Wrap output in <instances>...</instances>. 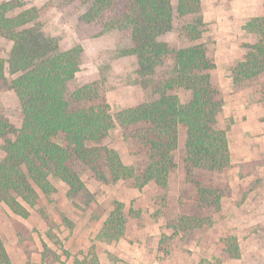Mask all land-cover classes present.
I'll use <instances>...</instances> for the list:
<instances>
[{
  "label": "rangeland",
  "instance_id": "1",
  "mask_svg": "<svg viewBox=\"0 0 264 264\" xmlns=\"http://www.w3.org/2000/svg\"><path fill=\"white\" fill-rule=\"evenodd\" d=\"M5 1L20 3L19 10H35L37 18L26 27L39 43L48 42L47 46L59 50L81 46L80 67L71 88L97 82L113 116L151 99L139 84L136 58L121 54L128 41L116 28L103 30L95 22H85L86 7L78 0H0ZM193 17L202 21L200 42L215 65L210 83L216 92L218 127L226 131L229 165L220 171L193 169L187 180L181 130L173 155L175 168L165 189L153 182L138 189L131 180L111 181L105 168L84 163L77 166L84 185L78 193L48 177L55 192L44 196L36 190L37 204L29 208L27 218L0 202V237L11 264H76L83 258L92 264L93 257L97 264H264V72L250 80L233 74L235 64L260 38L245 26L253 19H264V0H200L197 14L176 18L174 29L159 40L189 46L180 28ZM11 47L0 36V58L8 59ZM168 70L159 68L158 75ZM5 75L7 81L13 78L7 69ZM176 93L182 103L190 98V92ZM0 115L12 128L21 124L20 103L8 87L0 89ZM5 138L13 137H0V160ZM94 145L113 149L137 173L147 165L138 140L125 139L117 123ZM197 185L216 194L199 200ZM117 202L124 205V236L107 244L97 234ZM181 217L197 224L180 223ZM229 234L238 238L239 259H230L216 248Z\"/></svg>",
  "mask_w": 264,
  "mask_h": 264
},
{
  "label": "trees",
  "instance_id": "2",
  "mask_svg": "<svg viewBox=\"0 0 264 264\" xmlns=\"http://www.w3.org/2000/svg\"><path fill=\"white\" fill-rule=\"evenodd\" d=\"M78 1L86 7L82 15L85 22H95L103 30L116 28L128 41L121 54L136 58L139 84L151 99L113 116L97 82L71 88L80 67L81 46L59 50L53 44L47 46L48 42L39 43L26 27L37 18L35 10H19L22 5L18 2H0V36L12 43L8 59L0 58V89L14 91L22 116L20 126L12 128L0 115V137H13L5 138L2 146L0 202L21 218H27L29 208L37 204L36 190L44 196L55 192L48 177L64 183L70 193L82 190L79 163L102 166L111 181L131 180L138 189L153 182L165 189L175 168L173 155L181 130L185 134L187 180L193 169L220 171L230 163L226 131L218 127V103L210 83L215 65L200 42L201 19L193 17L180 28L191 42L189 46L175 47L159 40L174 29L176 18L197 14L200 0H175L174 6L173 0ZM245 27L259 33L260 38L235 64L233 74L237 79L250 80L264 72V19H253ZM164 66L168 72L158 75V69ZM6 69L13 76L10 81ZM178 90L190 92V98L182 103ZM116 123L125 139L130 136L138 140L148 161L140 173L125 165L113 149L94 145ZM215 194V190L196 186L199 200ZM214 200L218 202L219 196ZM123 207V203H115L97 234L107 244L117 243L124 236ZM179 222L197 224L188 217H181ZM46 223L52 225L48 220ZM216 248L233 260L241 256L234 234L222 237ZM91 260L97 264L95 257ZM75 263L87 264L85 258ZM0 264H11L1 237Z\"/></svg>",
  "mask_w": 264,
  "mask_h": 264
}]
</instances>
